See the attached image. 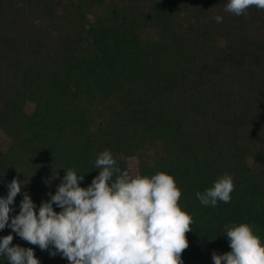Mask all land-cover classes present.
<instances>
[{"label":"trees","instance_id":"1","mask_svg":"<svg viewBox=\"0 0 264 264\" xmlns=\"http://www.w3.org/2000/svg\"><path fill=\"white\" fill-rule=\"evenodd\" d=\"M227 3L0 0V130L13 139L0 147V197L13 177L24 184L11 215L25 192L38 211L67 168L89 186L110 150L122 171L135 159L141 174L174 175L193 217L184 264L230 251V223L264 240V10L236 16ZM224 173L231 201L202 205L196 193ZM13 235L40 264H68Z\"/></svg>","mask_w":264,"mask_h":264},{"label":"clouds","instance_id":"2","mask_svg":"<svg viewBox=\"0 0 264 264\" xmlns=\"http://www.w3.org/2000/svg\"><path fill=\"white\" fill-rule=\"evenodd\" d=\"M252 7L264 10V0H228L225 10L240 16ZM94 168L99 174L87 187L81 185L84 175L65 169L57 190L38 211L25 192L14 216L12 205L24 184L13 177L7 195L0 197V230L11 228L0 238V256L9 264H40L34 248L13 245L16 234L41 250L51 246L50 254H61L68 264H184L193 217L179 203L182 190L174 175L122 171L110 150L99 153ZM234 188L233 176L224 173L196 197L215 207L218 201L229 203ZM224 233L231 250L213 252L214 264H264V240L252 224L230 223Z\"/></svg>","mask_w":264,"mask_h":264},{"label":"rangeland","instance_id":"3","mask_svg":"<svg viewBox=\"0 0 264 264\" xmlns=\"http://www.w3.org/2000/svg\"><path fill=\"white\" fill-rule=\"evenodd\" d=\"M12 141L13 139L7 133L0 130V147L1 148L3 149L8 148V146L11 144ZM129 164H130V173H136L137 172V161L135 159H130Z\"/></svg>","mask_w":264,"mask_h":264}]
</instances>
